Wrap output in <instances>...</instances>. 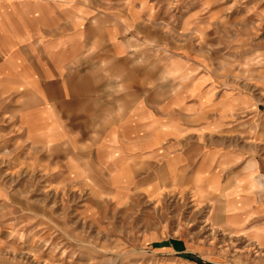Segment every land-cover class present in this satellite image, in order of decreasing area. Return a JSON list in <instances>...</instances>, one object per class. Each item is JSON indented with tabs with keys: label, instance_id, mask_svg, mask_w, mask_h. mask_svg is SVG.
Here are the masks:
<instances>
[{
	"label": "rangeland",
	"instance_id": "374dc122",
	"mask_svg": "<svg viewBox=\"0 0 264 264\" xmlns=\"http://www.w3.org/2000/svg\"><path fill=\"white\" fill-rule=\"evenodd\" d=\"M11 1L0 0V264H264V210L246 213V194L264 208V187H232L237 165L214 159L201 166L205 149H256L260 115L253 118L252 143L243 131L239 141V133L224 130L217 111L202 117L198 110L191 122L176 124L179 130L184 123L193 126L187 168L170 174L176 152L161 136L146 143L142 156L123 159L122 173H107L110 158L99 150L102 141H86L94 127L84 119L75 139L73 125L65 127L67 139L52 141L24 125V94L13 77L32 64V54L19 37L23 31L12 29L20 6ZM123 3L150 9L141 27L125 33L131 40L124 53L129 71L143 70L147 88L171 73L184 76L176 78L182 86L210 71L211 81L255 91L264 103V0ZM152 128L145 126L146 136ZM257 182L262 185L254 179L251 188Z\"/></svg>",
	"mask_w": 264,
	"mask_h": 264
},
{
	"label": "crops",
	"instance_id": "0c3cea01",
	"mask_svg": "<svg viewBox=\"0 0 264 264\" xmlns=\"http://www.w3.org/2000/svg\"><path fill=\"white\" fill-rule=\"evenodd\" d=\"M119 1L120 5L109 1L104 5H82L79 0L11 1L16 8L20 6L13 12L12 29L23 31L19 37L31 47L32 54V64L13 77L15 88L24 94L20 116L28 132L44 141L67 139L65 127L73 125L75 139L79 137L75 127L84 119L94 127L90 138L85 139L103 142L99 150H105L110 158L105 170L110 174L122 173L124 160L142 156L146 143H157L165 136L168 149L175 148L168 164L170 174L176 175V169L187 168L193 158L192 141L187 140L193 126L184 123V129L179 130L177 121L183 118L191 122L198 110L202 117L217 111L216 120L221 123L222 119L224 130L239 133V141L243 131L253 143V118L259 114L258 141L252 147L262 150L240 146L205 149L201 166L203 169L214 159L219 164L237 165L239 180L232 187L247 191L264 187V103L257 102L255 91L225 89L210 80V71L182 86L177 85L176 78L184 76L171 73L167 80L155 81L147 88L143 70L129 71L124 53L131 40L125 33L142 25V17L150 9L141 11L139 7L137 11L123 3L127 0ZM146 125L153 126L151 137L145 135ZM198 173L210 177L207 171ZM254 179L262 185L257 182L258 186L251 188ZM261 195L264 198V193ZM246 196V213L264 210L251 195Z\"/></svg>",
	"mask_w": 264,
	"mask_h": 264
},
{
	"label": "trees",
	"instance_id": "16d2710c",
	"mask_svg": "<svg viewBox=\"0 0 264 264\" xmlns=\"http://www.w3.org/2000/svg\"><path fill=\"white\" fill-rule=\"evenodd\" d=\"M194 259H196L199 262H202L200 259H198L195 255H191Z\"/></svg>",
	"mask_w": 264,
	"mask_h": 264
}]
</instances>
